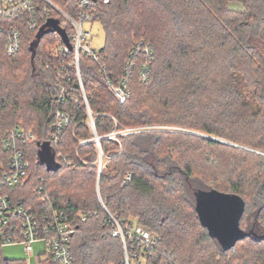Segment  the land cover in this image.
I'll return each instance as SVG.
<instances>
[{"label":"trees","instance_id":"1","mask_svg":"<svg viewBox=\"0 0 264 264\" xmlns=\"http://www.w3.org/2000/svg\"><path fill=\"white\" fill-rule=\"evenodd\" d=\"M95 21L104 46L98 62L81 55L79 66L95 135L74 72L58 75L69 57L46 52L58 42L53 32L40 36L33 59L39 30H23L13 56L0 42V144L15 128L36 139L24 147L29 178L9 191L12 200L39 218L66 216L74 264H124L107 214L124 231L137 225L154 236L147 251L137 237L126 240L129 264H264V0H109ZM137 44L153 52L150 80L142 86L133 73L119 104L107 81L118 84ZM60 84L76 103L57 104ZM61 109L71 123L48 144L59 166L48 172L38 152ZM157 125L188 132L107 138ZM7 157L0 146V170ZM199 192L242 199L247 237L228 250L211 238L195 210ZM0 264L26 263L3 259L0 249ZM37 264L54 263L44 253Z\"/></svg>","mask_w":264,"mask_h":264},{"label":"built area","instance_id":"2","mask_svg":"<svg viewBox=\"0 0 264 264\" xmlns=\"http://www.w3.org/2000/svg\"><path fill=\"white\" fill-rule=\"evenodd\" d=\"M108 2L109 0H0V42L6 56H13L21 51L23 30L34 33L49 19L58 20L59 26L64 30L69 27L71 35L68 39L71 49L69 50L59 35L54 32L53 35L58 39V42L53 55L62 58L69 57L65 64L59 66L58 75L68 71L74 72L80 89V99L86 107L87 124L94 135V120L87 106L80 79V56L83 55L93 62H98L99 49H94L91 46V28L96 23L95 14ZM153 61L154 55L151 48L144 44H137L124 66V74L118 84L112 85L107 81L119 104H124L129 98L128 83L133 73L136 74L142 86L149 83ZM68 98L72 102H77V99L69 96L66 88L60 84L56 97L57 104L62 106ZM70 123L71 115L62 109L58 110L46 142L56 144L64 128ZM151 132H183V130L175 127L148 126L112 132L107 138L115 139L117 136ZM35 140L31 132L15 128L4 136L0 144L1 149L8 155L5 167L0 170V249L9 244H22L26 253L29 254L31 245L40 241L44 243V253L50 257L52 263L74 264L70 239L75 234V230L69 224L66 216L62 212H53L39 218L31 210L24 208L21 202H14L9 194L13 188H22L29 178L30 163L26 158L24 147ZM98 141L99 139L95 136L93 142L98 145ZM85 143L86 141H81L80 145ZM98 149L100 170L101 151L99 145ZM129 179L130 176H127L126 181ZM39 192L42 200H47L41 188H39ZM107 216L112 223L110 235L112 237L119 236L122 241L124 264H129L125 248L127 239H131L132 236L137 237L144 251L155 245L154 236L146 228L134 225L131 230L124 231L114 217L110 214ZM82 221H85V217H82ZM138 247L141 246L138 245ZM137 264L141 263L137 262Z\"/></svg>","mask_w":264,"mask_h":264},{"label":"water","instance_id":"3","mask_svg":"<svg viewBox=\"0 0 264 264\" xmlns=\"http://www.w3.org/2000/svg\"><path fill=\"white\" fill-rule=\"evenodd\" d=\"M47 32H56L63 44L69 50L71 49L68 36L65 30L59 26L58 20L49 19L39 29L37 40L30 45L32 59L40 36ZM209 139L215 140L213 138ZM38 159L48 172L59 169L50 153L48 143L40 145ZM195 199V210L200 224L206 228L209 236L216 239L224 250L232 248L236 242L247 237V233L240 229V220L245 210V204L242 199L234 195H222L215 192L196 193Z\"/></svg>","mask_w":264,"mask_h":264},{"label":"rangeland","instance_id":"4","mask_svg":"<svg viewBox=\"0 0 264 264\" xmlns=\"http://www.w3.org/2000/svg\"><path fill=\"white\" fill-rule=\"evenodd\" d=\"M92 41L91 46L94 49H101L104 46V31L99 23H95L91 28ZM56 43H51L46 47V52L52 55L55 51ZM158 127H169L157 125ZM131 129V128H129ZM188 132V131H183ZM214 139V138H213ZM217 140V139H215ZM219 142H223L218 140ZM264 156V154H263ZM106 162L104 163V165ZM45 252L44 243L38 241L31 245V252L28 254L22 244H9L1 248L2 257L5 260L24 261L26 264H37V258Z\"/></svg>","mask_w":264,"mask_h":264}]
</instances>
